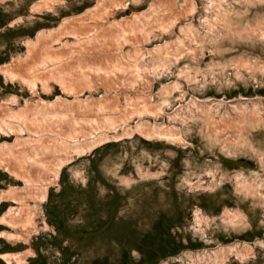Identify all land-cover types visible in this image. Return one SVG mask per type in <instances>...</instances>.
Instances as JSON below:
<instances>
[{
  "label": "rangeland",
  "instance_id": "rangeland-1",
  "mask_svg": "<svg viewBox=\"0 0 264 264\" xmlns=\"http://www.w3.org/2000/svg\"><path fill=\"white\" fill-rule=\"evenodd\" d=\"M43 1L0 0V67L19 63L26 79L0 74V104L57 102V124L26 115L37 135L109 138L64 151L42 203L0 168V192L21 191L38 230L26 243L0 237V264L25 252L19 264H264V0H51L33 12ZM38 33L48 53L32 45ZM154 125L184 143L136 130ZM10 207L0 202V217Z\"/></svg>",
  "mask_w": 264,
  "mask_h": 264
},
{
  "label": "bare ground",
  "instance_id": "bare-ground-1",
  "mask_svg": "<svg viewBox=\"0 0 264 264\" xmlns=\"http://www.w3.org/2000/svg\"><path fill=\"white\" fill-rule=\"evenodd\" d=\"M50 2L51 0H45L40 4L35 5L32 9L33 12H39L44 6L49 8L51 5ZM148 13L153 14V12L151 11H149ZM140 16L144 18L149 17L147 13H143ZM66 22L67 20H65L59 26L57 31L52 32L54 33L53 35H55L54 38L60 37L61 35L67 33V29L65 28ZM58 33H60L61 35ZM44 36V34L38 33L32 45L41 46L40 48L42 49V51L48 53L49 47L43 39ZM26 44L29 46V48L31 47L29 45V42H27ZM60 65L61 63H58L54 65V67L59 69ZM22 69L23 66H20L19 63L14 66H3L0 67V74H2L6 80H10L11 82L19 80L24 83L26 82V79L25 74L23 73L24 70ZM14 70L16 72H13ZM33 88L34 86H30V90H33ZM148 89H150V86ZM65 91H68V89L63 86V92ZM16 102L17 100L15 98H12L11 100L0 104V112L2 111L0 114V136H15V139L12 143L3 142L0 144V168L3 169L5 172H8L15 179L24 181L27 184V194H32V197L33 199H35L36 202L42 203L46 200L47 190L50 186L49 184L54 182L58 178L59 171L68 161L69 154H63V157L62 153L64 151L71 150L74 152V154L84 155L86 153L91 152L93 149H95L98 144L108 139L109 137L102 132H91V135H88L86 137L84 136L82 137V139H77L76 137H74L73 139H66L64 136L59 137L58 134L54 136L49 133H42L41 136L37 135V129L30 127V121L27 119L26 115L28 113H33V120L36 121L35 124L39 125L42 123H39L40 120L35 117V111L46 110V114L43 117V120L45 119L47 121V118H50V122L57 124L59 120L63 119V115L58 116V113L53 110L54 108H57V105L59 104L55 102L53 104H47L46 106H41L39 108L36 107V105L32 106L25 103L23 108H19V110L16 111L8 107L9 104L15 105ZM66 104L67 103H65V105ZM43 120H41V122H43ZM30 123L34 124L32 120ZM136 130H138L142 134H145V136L149 139H151L152 137L167 142L171 141L172 143H184V140L181 138L179 130L173 127H167L165 125H154L144 132L140 131L139 128H137ZM23 133H27L28 137L23 139ZM59 146L62 148V150L60 151ZM50 153L55 156L54 161L51 160L52 157H49ZM16 156L18 159L21 160V163L17 164V166H14L13 164L9 163V160L12 159L11 157ZM25 165L28 169H30L31 167H38L39 165L42 167V172L39 174L37 181L35 179L37 176L33 178L32 176L27 175L26 173H22L18 168L23 167ZM34 172H37V170L34 169ZM35 181L40 183H34ZM31 184L36 185L37 188H34V186L30 187ZM30 189H33V191L30 192ZM3 201H14L20 204V208H18L17 210H14L12 207H10L0 217L1 224L8 225L13 230L20 229V232H0V237H5L7 240L23 241L26 243L28 238H30V236H33L38 231L34 221V218L37 213L36 210L30 209L28 205L22 202L23 198L21 191L16 189H10L0 192V202ZM224 251L225 249L223 247H220L218 250L221 258L225 257ZM250 253V246L247 244L242 245V248L239 251V255L245 257ZM28 254L29 252H25L21 254L5 255L2 257L8 263L14 261L19 264L22 263L24 257Z\"/></svg>",
  "mask_w": 264,
  "mask_h": 264
}]
</instances>
